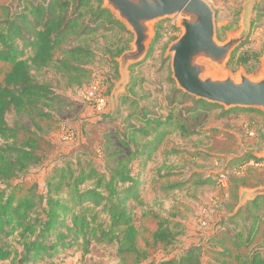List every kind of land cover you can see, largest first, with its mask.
<instances>
[{"label": "trees", "instance_id": "16d2710c", "mask_svg": "<svg viewBox=\"0 0 264 264\" xmlns=\"http://www.w3.org/2000/svg\"><path fill=\"white\" fill-rule=\"evenodd\" d=\"M101 6V0H11L9 4H0V63L6 66L0 81V263L59 264L72 249L87 254L93 244H115V256L123 262L132 258L138 263L144 257L137 246L138 231L131 202L140 204L142 173L166 137L175 128L184 131L182 124L175 126L171 116L162 120L143 110L128 114L127 125L119 136L120 148L106 154L111 163L102 169L76 160L53 167L45 179L43 192L11 186L41 163L40 122L54 120L56 105H68L56 91L59 81L66 87H81L89 80L88 66L94 53L85 43L87 37L99 31L128 35L127 40L118 39L116 47L108 51L115 68L114 59L128 49L130 35L125 27ZM161 24L155 27L147 57L163 36ZM171 30L177 31L174 26ZM245 44L234 50L228 66L256 61L255 53L237 55ZM125 101L126 96H122L120 102ZM195 103L206 109H221L222 115L235 111H224L219 105L201 100ZM260 161L251 152L226 161L224 172L233 173L229 181L234 200L238 199L239 187L263 185L260 181L249 184L242 178L247 172L258 170L250 162ZM200 183L210 185L211 181ZM179 186L177 182L166 183L162 191L168 194ZM260 208H264V196L246 206L250 213ZM244 210H239L234 219ZM153 216L157 219L153 243L172 244L175 235L167 221ZM255 221L257 216L250 234L257 230ZM249 242L235 239L234 249H222L219 255L235 256L237 264H264V255L258 251L243 260L236 256ZM157 264L203 262L200 248L190 246Z\"/></svg>", "mask_w": 264, "mask_h": 264}, {"label": "rangeland", "instance_id": "374dc122", "mask_svg": "<svg viewBox=\"0 0 264 264\" xmlns=\"http://www.w3.org/2000/svg\"><path fill=\"white\" fill-rule=\"evenodd\" d=\"M10 1L0 0V4H9ZM206 1L215 13L216 39L220 43L225 42L227 34L237 33L245 16L250 32L237 55L243 52L257 54L256 61L247 65L234 63L228 66L227 63L217 75L235 77L242 69L247 76L256 78L264 57V0ZM177 20V17L167 18L153 24L155 34V27L162 22L164 31L161 40L154 45L150 56L147 57V53L143 61L128 68V83L114 99L110 98V94L121 77L116 61L118 57L114 59L115 68L108 51L116 47L118 39L127 40L126 34L99 31L87 37L85 43L94 53L88 66L89 80L81 87H66L60 81L57 85L56 91L67 100L68 105H56L54 120L40 122L41 163L14 180L11 186L19 189L31 187L34 191L43 192L45 179L53 167L76 160L82 165L89 162L98 169L104 168L111 163L106 154L120 148L119 136L127 125L126 116L132 112L147 111L150 116L162 120L171 116L176 127L182 124L184 128V131L175 128L166 137L142 173L140 204L131 202L138 231L137 246L144 255L143 259L138 263L132 258L123 262L115 256V244H93L87 254L72 249L59 264H157L190 246L200 248L203 264H237L235 256L219 255L222 249L233 250L232 241L235 239L245 243L250 240L236 255L239 259H246L254 251L264 255V208L251 210L250 213L246 209L249 201L236 210L238 199H233L229 181L233 173L224 172L226 161L233 156L251 152L258 159L257 156L264 151V114L258 110L255 111L260 113L234 108L230 109L234 112L222 115L221 109L202 108L196 105L195 98L183 96L186 94L177 89L171 78L170 57L166 56V49L173 41L169 38L180 35ZM173 26L176 32L171 30ZM128 34L127 50L131 49L133 40ZM74 42L72 39L71 43ZM5 69L6 66L0 63V81ZM94 85L99 87V93L107 100L100 113L94 110V102L84 97V91ZM122 96H126L123 103L120 102ZM131 122L135 123L133 118ZM258 160L264 162V159ZM242 178L249 184L260 181L264 185V166L247 172ZM201 180H210L211 184L202 185ZM175 182L180 185L177 190L168 194L162 191L166 183ZM244 208L242 214L234 219V215ZM153 215L167 221L175 235L172 244L153 243L152 233L157 223ZM254 216L258 218L255 221L257 230L250 234Z\"/></svg>", "mask_w": 264, "mask_h": 264}, {"label": "water", "instance_id": "95a60500", "mask_svg": "<svg viewBox=\"0 0 264 264\" xmlns=\"http://www.w3.org/2000/svg\"><path fill=\"white\" fill-rule=\"evenodd\" d=\"M108 10L132 35L131 49L116 59L121 81L110 98L114 99L128 83V68L143 61L153 41V24L177 17L180 35L166 49L170 57L171 78L184 94L223 107L258 110L264 114V57L256 78L244 74L218 76L227 65L231 54L248 37L250 25L242 17L237 33L227 34L219 42L215 34V13L206 0H101ZM264 159V151L257 156ZM240 208L246 202L264 196V186L241 187L238 190Z\"/></svg>", "mask_w": 264, "mask_h": 264}, {"label": "built area", "instance_id": "2783aa9c", "mask_svg": "<svg viewBox=\"0 0 264 264\" xmlns=\"http://www.w3.org/2000/svg\"><path fill=\"white\" fill-rule=\"evenodd\" d=\"M84 97L86 98L87 101L89 102H94V110L97 113H100L104 110V108L106 107V103L107 100L105 99V97H103L100 93H99V87L97 85L91 86L90 88H88L87 90L84 91ZM251 166L255 167V168H261L262 166H264V162H258V163H253L250 162ZM224 178V176H222V179ZM223 181V180H222ZM202 225H205L204 222H201Z\"/></svg>", "mask_w": 264, "mask_h": 264}, {"label": "crops", "instance_id": "0c3cea01", "mask_svg": "<svg viewBox=\"0 0 264 264\" xmlns=\"http://www.w3.org/2000/svg\"><path fill=\"white\" fill-rule=\"evenodd\" d=\"M264 186V185H263ZM241 187L238 188V190L240 189ZM237 194H238V191H237Z\"/></svg>", "mask_w": 264, "mask_h": 264}]
</instances>
